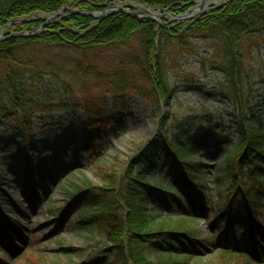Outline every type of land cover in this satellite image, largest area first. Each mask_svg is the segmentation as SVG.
<instances>
[{"label":"rangeland","instance_id":"obj_1","mask_svg":"<svg viewBox=\"0 0 264 264\" xmlns=\"http://www.w3.org/2000/svg\"><path fill=\"white\" fill-rule=\"evenodd\" d=\"M230 1L195 0L188 12H194L202 4L204 7L196 19H181L188 12L180 17L169 11L147 8L135 1L117 3L114 7L130 6L127 10L138 14L139 18L144 16L154 25L155 32H161V29L168 32L177 25L184 24L189 28L191 22L221 9ZM75 11V8H70L62 15ZM97 15L93 18L99 21ZM59 18L50 16L47 20L54 23L60 21ZM9 33L8 28L0 29V42ZM28 54L38 60L41 58L42 64L49 66L50 71L44 69L42 83L48 90L52 89L57 103L64 101L65 92L75 95L78 102L82 100L81 106L88 98L100 97L110 123L97 143L98 154L87 155L83 148L86 138L82 130L86 123L83 110L69 107L65 111L35 116L31 121L32 133L26 142L22 141L20 130L13 121L0 119V264H115L119 260L118 251L109 246L113 239L93 233L78 223L83 194L90 188L100 189L114 184L117 188L133 160L156 138L165 122L171 140L181 133L184 135L179 136L184 142L205 132L213 135L231 132L233 136L218 138L225 144L222 148L210 139L198 146L201 153L197 161L207 168V173L201 175V186L207 188L205 216L200 217L192 208L190 217L180 222L179 217L186 216L183 205L178 201L168 204L156 187L153 188L155 200L148 203L147 209L152 215H177L179 217L173 218L171 226L183 223L198 234V255L196 259H190L189 264H264V260L256 259L252 253L249 254L253 259L247 256L242 259L220 257V239L229 238L231 246L236 247L234 238L247 235L244 229L247 224L241 218V212L236 213L233 216L236 231H220L224 222L221 211L233 188L226 180L222 184L217 182V177L225 176L226 154L236 144L235 130L239 129L242 112L250 120L258 119L264 123V37L242 40L240 55L245 72L240 76L236 92L226 80L220 44L200 37L180 43L176 48L171 44L165 51L166 81L174 89V94L169 100L168 95L165 99L159 98L158 108L139 95L156 88V81L151 83L150 76L153 69L155 72L158 69L155 57H150V60L144 57L140 37L133 39L127 48L90 54L88 62L81 59L86 62L82 64L84 68L91 66L101 73L126 68L128 80L138 90L135 94L126 91L118 98L110 92V80L98 82L92 77L87 85L89 95H82L81 84L84 81L76 75L75 69L78 55L72 52L36 50ZM130 59L137 63L128 64ZM138 63L147 66L150 63L151 73L143 72ZM26 77L30 83V77ZM70 82L77 85L66 91L65 87ZM94 84L95 88L92 87ZM77 186L82 190L75 191ZM219 186L221 188L218 189ZM71 192L73 196L69 194ZM219 215L221 220L217 221ZM259 222L255 231L261 243L258 250L264 257V211ZM3 236H6L5 244ZM154 242L160 251L168 250L166 243ZM245 243L241 244L250 246V243ZM147 259L153 264L160 260L151 251L147 252Z\"/></svg>","mask_w":264,"mask_h":264},{"label":"trees","instance_id":"obj_2","mask_svg":"<svg viewBox=\"0 0 264 264\" xmlns=\"http://www.w3.org/2000/svg\"><path fill=\"white\" fill-rule=\"evenodd\" d=\"M126 1L139 2L148 8L168 10L176 16H182L191 9L195 0H0V29L8 28L10 31L0 42V119L13 121L20 130L23 142L32 133L31 121L35 116L73 107L86 114V123L82 128L86 136L84 152L97 155V143L110 123L100 97L88 98L81 106L82 100L78 102L75 95L65 92L64 101L57 103L52 89L48 90L42 83L43 73L46 72L44 69L50 71L49 66L42 64L41 58L31 57L29 51L59 50L78 55L75 69L76 75L84 81L81 84L82 95H89L87 85L89 79L93 78L98 82L110 80V92L118 98L126 91L135 94L138 90L128 80L126 68L101 73L91 66L84 68L82 64L86 62L81 59L88 62L90 54L127 48L133 39L140 37L144 57L148 60L155 57L158 69L157 72L153 69L152 75L150 63L148 66L138 63L143 72L151 73V83L156 81V88L151 86L150 91L139 95L158 108L159 98L162 100L168 95L169 100L174 94V89L166 81L167 47L172 44L176 48L180 43L185 44L191 38L200 37L220 44L223 54L221 65L226 80L231 83L234 92L238 91V81L245 72L240 45L245 38L264 37V0H232L221 9L191 22L189 28L184 24L177 25L168 32L164 29L155 32L154 25L146 19L135 18L128 13H118L99 21L92 16ZM68 6L84 14L66 13L60 16V21L48 24L44 18H37L53 16ZM204 57L208 59L207 55ZM131 62L136 60L130 59L128 64ZM26 76L30 77V83ZM75 85L70 82L65 90ZM92 87L95 88V84ZM238 123L239 129L235 130L236 144L226 154L225 176L217 177V182L222 184L226 180L233 187L232 194L225 199L222 214L226 217L228 209L239 198L249 212L248 217L244 212L245 219L255 225L263 211L264 123L261 124L258 119L250 120L244 112ZM230 133L213 135L205 132L204 135L189 137L186 142L181 140L179 135H184L181 133L171 140L165 122L156 138L133 160L117 188V184L100 189L90 188L84 194L83 203L80 204L79 225L113 239L109 246L118 251L119 260L115 264H153L147 259L149 251L160 259L156 264H189V260L196 256L198 234L183 223L171 226L176 216L162 213L152 215L147 205L155 200L153 188L156 187L168 204L172 205L175 201L182 205L187 203L188 206L183 207L184 213L189 215L190 209L197 207L199 214L204 216L205 188L200 185L203 183L201 174H205L206 169L201 161H197L201 153L198 146L208 139L221 146L222 141H218V138H227ZM76 190L81 191L82 188L77 186ZM69 194L73 196L72 192ZM179 218L180 222L185 219ZM226 225L222 232L231 229V222ZM154 240L166 243L168 250L160 251ZM228 242L229 238L223 245H228ZM221 252L220 257L224 259L244 258L232 252Z\"/></svg>","mask_w":264,"mask_h":264},{"label":"water","instance_id":"obj_3","mask_svg":"<svg viewBox=\"0 0 264 264\" xmlns=\"http://www.w3.org/2000/svg\"><path fill=\"white\" fill-rule=\"evenodd\" d=\"M204 1H206V0H204ZM125 8H127V7H123V8L119 7V8L108 9L104 13H102L101 15L97 16L96 18L102 19L104 17L115 15L117 13H128V14H130L133 17H137L136 13L134 14L132 12H129V10H124ZM200 8H201V10L204 9L203 4L201 5ZM113 9H116L117 11H113ZM68 10H69L68 7L63 8V11H68ZM58 15H60V13L56 14L54 18H56ZM199 15H201V13H199L197 16H192V13L188 12L185 16L181 17V19H196V18H198ZM93 17H95V16H93ZM14 36H17V35H14ZM22 36L28 37V36H32V35H22Z\"/></svg>","mask_w":264,"mask_h":264},{"label":"bare ground","instance_id":"obj_4","mask_svg":"<svg viewBox=\"0 0 264 264\" xmlns=\"http://www.w3.org/2000/svg\"><path fill=\"white\" fill-rule=\"evenodd\" d=\"M201 11H202L201 8H197L194 12H192V16H197L199 13H201Z\"/></svg>","mask_w":264,"mask_h":264}]
</instances>
